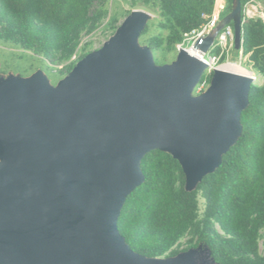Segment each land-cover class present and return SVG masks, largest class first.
Wrapping results in <instances>:
<instances>
[{"label": "water", "instance_id": "1", "mask_svg": "<svg viewBox=\"0 0 264 264\" xmlns=\"http://www.w3.org/2000/svg\"><path fill=\"white\" fill-rule=\"evenodd\" d=\"M242 4L194 48L208 54L233 25L242 49ZM151 15L134 10L56 86L37 71L0 79V264H218L208 247L148 258L121 235L143 158L170 154L193 192L242 135L255 79L222 70L194 91L208 66L182 48L157 65L140 44Z\"/></svg>", "mask_w": 264, "mask_h": 264}, {"label": "trees", "instance_id": "2", "mask_svg": "<svg viewBox=\"0 0 264 264\" xmlns=\"http://www.w3.org/2000/svg\"><path fill=\"white\" fill-rule=\"evenodd\" d=\"M130 1L134 7L160 10L158 28L168 35L150 36L147 25L140 37L154 54L177 52L185 35L200 29L207 22L202 16H211L215 6V0ZM252 1L258 0H241V51L264 77V20L247 18L246 6ZM226 3L222 16L232 11V0ZM103 7V0H0V44L63 64L69 74L88 55L80 53L82 37L98 29L108 14ZM117 23L114 18L108 28L116 31ZM212 76L201 83L209 85ZM241 124L237 144L193 192L186 191L183 169L170 154L156 150L143 158L145 181L127 198L118 223L133 251L148 258L175 257L203 245L218 264H264L259 249L264 239V84L252 86ZM199 196L205 201L202 218ZM187 234L195 244L174 250Z\"/></svg>", "mask_w": 264, "mask_h": 264}, {"label": "rangeland", "instance_id": "3", "mask_svg": "<svg viewBox=\"0 0 264 264\" xmlns=\"http://www.w3.org/2000/svg\"><path fill=\"white\" fill-rule=\"evenodd\" d=\"M103 4H104L103 8L107 10L108 14L100 23V26L98 27L97 30H95L90 34H86V33L83 34L82 42L80 45V53L90 54L94 51L101 49L103 45L117 31L116 30L113 32V30L109 29L108 28L109 23L114 18H117L118 19L117 26L119 28V26L122 24L124 19L127 16H129L134 10H142L151 15L152 18L149 20L147 24L150 26V32L148 35L151 36V35L162 34V36L164 37L168 35L167 30H161L158 28L159 22L161 20L159 8L150 9L144 6L134 7L132 6L130 0H103ZM251 7H257L261 15L250 17V19L261 18L264 20V0L252 1V3L248 4L246 6V14ZM225 16H222L220 21H222V19ZM209 34L210 33L207 32L205 34V37H207ZM140 44L142 46H146L141 42V40H140ZM192 45H193L192 42L186 43L185 47L190 49ZM216 50L217 49H215V51ZM210 52H208L207 57L210 55ZM228 52H229L228 55L225 54V61L222 62L221 60V65L227 63L238 64L244 69L248 70L249 72L254 73L256 77V80L254 81V85L262 86L264 84V77L253 68L252 63L249 61V56L243 57L242 51L237 50L235 46L234 48L229 49ZM212 53H214V51H212ZM177 54L178 51L172 53H167L163 51L156 52L154 54V58H156L155 62L159 66L165 64H171L173 61L176 60ZM37 71H42L49 78L50 83L53 86H56L61 80H63L68 75L64 70L63 64L50 63L42 57H37L32 53L23 51L22 49H19L18 47H15L11 44H5V43L0 44V79L7 78L10 75L27 78L35 74ZM208 75H209L208 72H206L203 78ZM200 83L198 84V86L194 91L195 96H199L203 94L210 86L209 84L206 86V89L201 90ZM199 207H200L199 215L200 218H202L205 211V201L201 196H199ZM217 229L219 230V228ZM261 234L264 237V229L262 230ZM194 244L195 241H193L191 234H187L183 239L179 241V243L175 246L174 250L182 251L186 248L193 246ZM259 249H260V253L264 254V239L260 240ZM163 258H169V257H163Z\"/></svg>", "mask_w": 264, "mask_h": 264}, {"label": "built area", "instance_id": "4", "mask_svg": "<svg viewBox=\"0 0 264 264\" xmlns=\"http://www.w3.org/2000/svg\"><path fill=\"white\" fill-rule=\"evenodd\" d=\"M252 3V2H251ZM256 8V14H249V10L247 11L246 16L248 18L256 16V15H261L259 9ZM226 9V1L225 0H215V6L214 10L211 16H208L204 14L202 17L204 20H207V22L202 25V27L198 30H193L191 33L185 35V39L183 43L178 44L176 46L177 51H180L182 48L189 50L188 48L185 47L186 43L192 42L193 45L191 48L194 47L195 43L197 40L201 38H205V34L211 33L219 24L220 19L222 17V14L224 13ZM263 20V19H262ZM235 46V34H234V29L231 26L225 27L220 34L217 36V39L211 49L209 50L210 55L207 57V54H203L201 59L207 64L208 69L206 72H208L209 75L213 74V72L221 66V60L225 56V54L228 55V50L231 48H234ZM215 49L218 50L217 53H212V51H215ZM212 53V54H211ZM77 56H73L72 61H76ZM201 85V90L206 89V86L208 83L204 81L203 83H200Z\"/></svg>", "mask_w": 264, "mask_h": 264}, {"label": "bare ground", "instance_id": "5", "mask_svg": "<svg viewBox=\"0 0 264 264\" xmlns=\"http://www.w3.org/2000/svg\"><path fill=\"white\" fill-rule=\"evenodd\" d=\"M249 14L250 15L256 14V8L251 7L249 10ZM189 52L198 58H201L204 54L201 50H197L194 47L190 48ZM216 70H222V71H226V72L233 73V74L248 76V77H252L256 80L254 73L249 72L248 70L244 69L243 67H241L240 65L235 64V63L223 64V65L219 66Z\"/></svg>", "mask_w": 264, "mask_h": 264}]
</instances>
